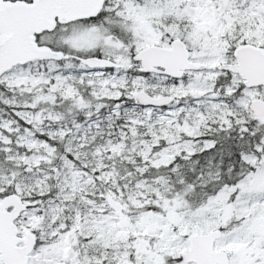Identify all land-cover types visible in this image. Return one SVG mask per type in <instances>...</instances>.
I'll return each mask as SVG.
<instances>
[{
  "label": "snow or ice",
  "instance_id": "snow-or-ice-1",
  "mask_svg": "<svg viewBox=\"0 0 264 264\" xmlns=\"http://www.w3.org/2000/svg\"><path fill=\"white\" fill-rule=\"evenodd\" d=\"M0 264H264V0H0Z\"/></svg>",
  "mask_w": 264,
  "mask_h": 264
}]
</instances>
